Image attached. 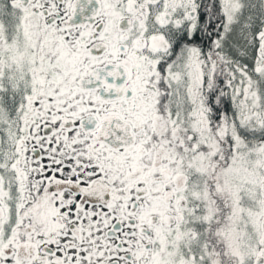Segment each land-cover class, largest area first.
<instances>
[{
	"label": "snow or ice",
	"instance_id": "obj_1",
	"mask_svg": "<svg viewBox=\"0 0 264 264\" xmlns=\"http://www.w3.org/2000/svg\"><path fill=\"white\" fill-rule=\"evenodd\" d=\"M0 264H264V0H0Z\"/></svg>",
	"mask_w": 264,
	"mask_h": 264
}]
</instances>
